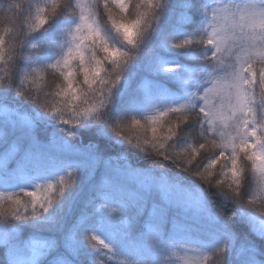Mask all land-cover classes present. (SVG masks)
<instances>
[{"label":"trees","instance_id":"1","mask_svg":"<svg viewBox=\"0 0 264 264\" xmlns=\"http://www.w3.org/2000/svg\"><path fill=\"white\" fill-rule=\"evenodd\" d=\"M221 1L161 0V7L156 10L157 19L149 22L135 48L124 43L111 25L105 23L104 31L110 43L130 51L131 58L112 89L111 101L103 110L104 115L71 125L65 124L31 98L19 95L17 87L25 73L30 75L24 90L31 89L33 94H37L38 89L42 93L53 92L63 84L59 73L44 66L55 62L67 50L69 30L78 22V17L70 7H65L37 32L19 39L15 35L5 36L6 53L13 50L19 55L10 60V83L0 85V105L17 109L33 120L38 119L35 137L39 142L47 144L52 138L63 135L74 144L80 145L81 141L93 147L101 161L89 170L82 163L66 160L52 150L43 149L39 158L52 160L56 166L49 169L38 165L43 174L28 175L14 170L15 160L27 150L33 156L32 152L37 148L22 149L20 143H9V140L0 137V161L14 147L17 151L12 161L0 171V197L3 198L0 199V264H52L50 260L35 263L33 257L34 238L45 235L51 237L55 247L75 264H183L171 240L186 244L195 237L201 243L202 264H264L262 201L258 200L254 206L246 203L254 189L251 180L254 177L246 175L242 196L237 202L238 198L230 190L215 183L217 178L224 179L219 165L214 170L213 182L207 183L194 174L197 171L195 167L185 170L173 159L135 147L136 143L143 145L145 135L151 138L146 121L161 111L188 103L204 86L206 75L217 71L215 63L209 59L211 49L195 41L204 35L212 10ZM46 2L50 0H0V35H5V27L12 26L6 18H14L13 13L8 11L10 4L22 5L21 15L27 18L29 4L33 5L34 16L35 6L43 7ZM138 2L132 0V4ZM127 19H135V14H127ZM20 40H24L23 45ZM184 40L194 43L176 47ZM225 62H228L227 59ZM6 67L8 65L0 62V75H5ZM105 67L111 69L110 64ZM33 78L35 83H32ZM261 99L264 98L257 89L254 100L260 103ZM48 101L54 102L52 97H48ZM132 117L139 119L148 131L145 133L144 128L139 129L130 143L111 129L117 122L123 123ZM164 120L174 123L175 117L169 113ZM164 127L167 128L168 124L165 123ZM183 127L184 131L174 140V150L168 148V151L173 155L180 152L177 158L186 163L187 156L182 149L195 145L199 124L190 121ZM67 128H72L73 135ZM207 162L204 160L197 167L203 171ZM132 166L190 188H200L208 197L206 205L209 212L223 222L226 231L235 237L237 245L230 247L229 237L210 224L188 220V223L201 228L200 234H194L182 227L173 229L154 221L143 200L127 198V184L115 174L117 170L127 171ZM105 167L107 171L103 173ZM69 172L73 173L71 185L54 201L48 212L28 215L25 219H16L11 215L17 208L24 212L23 204L30 200L25 192L36 191L37 186L46 183H56L62 176L67 181ZM16 198L21 200L20 206L13 202ZM133 200L138 201V206ZM161 217L165 218V215ZM93 236L99 237L108 247L97 244L91 239ZM205 256L209 258L207 261Z\"/></svg>","mask_w":264,"mask_h":264},{"label":"snow or ice","instance_id":"2","mask_svg":"<svg viewBox=\"0 0 264 264\" xmlns=\"http://www.w3.org/2000/svg\"><path fill=\"white\" fill-rule=\"evenodd\" d=\"M29 5L27 18L21 15L22 5L13 3L8 6L14 18L6 17L12 26L5 27V35H0V62L8 65L4 69L5 75H0V85L10 83V60L19 55L13 50L6 53L5 36L26 37L48 25L58 10L70 7L78 22L69 30L67 50L55 62L44 66L59 73L63 84L53 92L42 93L38 89L37 94H33L31 89L24 90L30 75L25 73L17 93L31 98L65 124L101 117L111 101L112 89L119 81L121 71L131 58L130 51L110 43L104 24H110L124 43L135 48L149 22L157 19L156 10L161 7V0H139L135 4L132 0H50L43 7L36 5L34 16L33 5ZM130 13L135 14V19H127ZM193 43L192 40H184L176 47ZM195 43L211 49L209 59L218 71L206 75L204 86L188 103L161 111L146 121L151 138L145 135L143 145L136 143L135 147L173 159L185 170L195 167L197 171L194 174L207 183L213 182L214 170L219 165L224 179L217 178L215 183L230 190L238 198L237 202H240L246 175H251L254 177V180L251 179L254 189L246 203L254 206L260 200L264 209V99L260 103L254 100L257 89L264 98V0L216 6L208 28ZM20 44L23 45L24 40H20ZM106 64H110L111 69L105 67ZM35 82L33 78L32 83ZM48 97H52L54 102L50 103ZM169 113L175 117L174 123L164 120ZM190 121L199 124V136L195 145L182 149L187 156L185 163L182 158H177L180 152L173 155L168 148L174 150L175 138ZM141 128L147 133L148 128L132 117L126 122H117L111 130L132 143L133 134ZM204 160L208 162L201 171L197 166L202 165ZM67 176V181L62 176L56 183H46L37 186L36 191L25 192L30 200L24 202V212L17 208L11 215L16 219H25L28 215L48 212L54 201L71 185L73 173L69 172ZM13 202L21 205L19 198ZM91 239L108 247L99 237ZM208 259L204 257L205 261Z\"/></svg>","mask_w":264,"mask_h":264},{"label":"rangeland","instance_id":"3","mask_svg":"<svg viewBox=\"0 0 264 264\" xmlns=\"http://www.w3.org/2000/svg\"><path fill=\"white\" fill-rule=\"evenodd\" d=\"M245 2L247 0H240V2L222 0L216 6L223 7L226 4L243 5ZM211 19L212 17L210 22ZM220 74L222 75L223 73L221 72ZM32 120L27 115L18 112L17 109L10 108L7 105H0V135L7 137L18 133L16 144L20 143V146L23 145L22 149L37 148L36 151L32 152L33 156L30 155L29 150L17 156L14 165L15 171L39 176L43 173L39 171L38 165L43 168L49 167V169L55 167L54 161L39 158L43 149L52 150L55 155L66 158V160L82 163L89 170L94 169L98 162L101 161L93 147L91 148L90 145H85L81 141L80 145L74 144L64 138L63 135L52 138L51 142L47 144L39 142L35 137L38 119ZM71 129L69 130L73 135ZM16 153L15 147L9 150L0 161V171L12 161ZM55 170L59 171V169ZM106 171L107 168L105 167L103 173H106ZM115 174L121 176L122 181L127 184V198L143 200L144 204L149 208L148 214L162 226L167 225L173 229L182 227L181 229L183 230L200 234L201 228L199 225L188 223V220H196L199 223L210 224L211 227L221 230L222 233L229 237L230 247L237 245L235 237L226 231L223 222L209 212L206 205L208 197L200 188H190L187 185L167 179L165 176L159 177V175L151 171L140 170L136 166H132L127 171L125 169L117 170ZM137 200H133V202L138 206ZM167 213L168 215H166ZM162 215H165V218H162ZM262 224L264 226V223ZM54 244L55 241L47 235L35 237L32 244L35 263L50 260L52 264H75L63 251L58 250ZM171 244L183 264H202L203 251L202 248H199L201 243L196 237L193 238L192 242L189 241L186 244L176 243L173 240H171Z\"/></svg>","mask_w":264,"mask_h":264},{"label":"bare ground","instance_id":"4","mask_svg":"<svg viewBox=\"0 0 264 264\" xmlns=\"http://www.w3.org/2000/svg\"><path fill=\"white\" fill-rule=\"evenodd\" d=\"M18 112H19V111H18ZM31 114H32V113H31ZM32 115H33V114H32ZM32 115H31V116H32ZM32 117H33V116H32ZM33 118H34V117H33ZM69 129H70V128H68V130H69ZM71 130H72V129H71ZM69 131H70V130H69ZM72 131H73V130H72ZM70 134H71V132H70ZM17 136H19L18 133L8 135L7 137H5V136L2 135V134L0 135V137H1L3 140H5V141H6V140H9V143H11L12 141H14V143H16V137H17ZM14 143H13V144H14Z\"/></svg>","mask_w":264,"mask_h":264}]
</instances>
